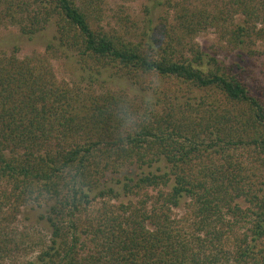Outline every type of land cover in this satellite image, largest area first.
Instances as JSON below:
<instances>
[{
  "label": "trees",
  "instance_id": "16d2710c",
  "mask_svg": "<svg viewBox=\"0 0 264 264\" xmlns=\"http://www.w3.org/2000/svg\"><path fill=\"white\" fill-rule=\"evenodd\" d=\"M101 1L0 0V28L53 22L97 72L177 87L160 103L85 97L57 79L53 44L0 52V264H264V84L194 41L264 42V0H169L172 20L136 40L99 25ZM127 163L149 170L108 176ZM27 205L47 233L15 225Z\"/></svg>",
  "mask_w": 264,
  "mask_h": 264
},
{
  "label": "rangeland",
  "instance_id": "374dc122",
  "mask_svg": "<svg viewBox=\"0 0 264 264\" xmlns=\"http://www.w3.org/2000/svg\"><path fill=\"white\" fill-rule=\"evenodd\" d=\"M161 2V4L158 3ZM172 1V0H170ZM169 0H102L100 3L99 25L107 31H116L129 39H140L154 34L161 19L168 22L172 20V10L169 9ZM235 19L239 20L238 15ZM55 25L49 23L43 30L33 36L24 35L15 24H8L0 28V52H10L18 48V55L24 57L36 51L44 54L47 44H53L49 53V60L53 66L58 80H63L71 86H75L85 97L95 96L107 91L122 94L137 102L151 100L158 102V97L163 98V92L171 93L177 85L170 79L157 77L153 74H145L132 78L118 77L111 68L95 70L92 64H84L79 61L76 53L59 47L54 40ZM228 37V36H226ZM229 38H220L214 28L199 32L194 41L207 56H215L225 66L236 69L239 63L248 70L251 76H247L249 85L253 79H258L264 84V42H253L237 45L228 42ZM88 65V66H87ZM180 99L189 97L191 101L202 95V91L177 92ZM162 168L163 162L157 164ZM156 165H154L155 167ZM149 168H139L136 164H125L120 171L109 173L110 178H123L124 174L134 175L147 171ZM183 208V207H182ZM43 209L35 205H27L22 208V213L15 224L19 229L41 231L47 233L46 224L39 219ZM180 210H176L177 213ZM44 212V211H43Z\"/></svg>",
  "mask_w": 264,
  "mask_h": 264
}]
</instances>
